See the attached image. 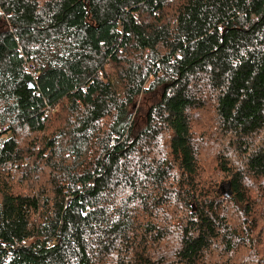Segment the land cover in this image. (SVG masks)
<instances>
[{
  "label": "trees",
  "instance_id": "16d2710c",
  "mask_svg": "<svg viewBox=\"0 0 264 264\" xmlns=\"http://www.w3.org/2000/svg\"><path fill=\"white\" fill-rule=\"evenodd\" d=\"M0 264H264V0H0Z\"/></svg>",
  "mask_w": 264,
  "mask_h": 264
},
{
  "label": "built area",
  "instance_id": "2783aa9c",
  "mask_svg": "<svg viewBox=\"0 0 264 264\" xmlns=\"http://www.w3.org/2000/svg\"><path fill=\"white\" fill-rule=\"evenodd\" d=\"M49 111H51V109H49Z\"/></svg>",
  "mask_w": 264,
  "mask_h": 264
}]
</instances>
